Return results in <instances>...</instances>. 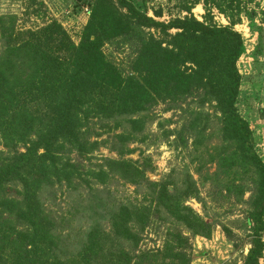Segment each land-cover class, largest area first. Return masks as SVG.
I'll return each mask as SVG.
<instances>
[{
	"label": "trees",
	"instance_id": "16d2710c",
	"mask_svg": "<svg viewBox=\"0 0 264 264\" xmlns=\"http://www.w3.org/2000/svg\"><path fill=\"white\" fill-rule=\"evenodd\" d=\"M73 1L76 10L90 9L78 45L56 21L24 29L17 15H0V264H190L196 256L190 240L212 232L186 205L200 201V192L191 185L181 190L150 182L148 160L105 161L127 183L145 186L143 200L149 204L117 207L109 232L89 233L81 251L66 260L57 255L60 233L39 197L47 185L71 186L84 177L104 184L107 174L85 171L82 162L109 140L120 157L131 154L128 146L139 142L147 122L143 114L160 104L176 110L188 99L212 105L219 123L221 144L207 150L199 165L210 198L215 201L223 191L241 196L252 184L245 215L251 241L242 264H258L264 251V161L236 107L241 85L236 63L245 52L240 35L193 17L158 23L147 16L145 4L140 10L142 0H114L126 18L98 0ZM239 4L230 0V9L239 11ZM140 28L154 29L167 41ZM118 38L136 51L125 70L102 50ZM259 114L264 119V108ZM206 120L198 112L182 125L180 133L198 131L195 147L202 145L198 125ZM148 227L163 229L161 249L139 247Z\"/></svg>",
	"mask_w": 264,
	"mask_h": 264
},
{
	"label": "rangeland",
	"instance_id": "374dc122",
	"mask_svg": "<svg viewBox=\"0 0 264 264\" xmlns=\"http://www.w3.org/2000/svg\"><path fill=\"white\" fill-rule=\"evenodd\" d=\"M237 1L240 3L239 11L230 9V0H142L138 6L143 11L145 4L147 16L164 25L176 19L193 17L201 23L231 28L240 35L245 52L236 63L241 77L236 107L239 115L249 123L255 151L264 161V119L259 114L260 109L264 108V0ZM98 2L102 8L108 6L123 18L127 17V12L119 8L114 0ZM232 4L234 7L235 3ZM89 12L88 7L76 10L73 0H0V15H17L19 26L24 29H35L56 21L75 45L80 43L89 21ZM248 15L253 18L252 28ZM139 31L160 41H167V38L154 29L140 28ZM169 33L173 35L176 30ZM122 42L121 38L106 42L102 50L114 65L125 70L127 63L134 59L136 51ZM196 103L195 100L188 99L179 104V109L169 111L165 110L164 104H160L150 113L143 114L147 122L138 138L139 142L129 144V149L133 150L131 154L122 157L117 155L113 150L117 145L111 140L92 153L82 165L85 166V171L98 172L101 169L105 172L107 178L104 184L92 177H84V181L74 180L71 186L55 183L53 186L43 187L39 197L44 209L55 222L56 232L60 233L57 255L61 260L81 251L89 233L96 230L109 232L117 207L149 204L147 200H143L145 186L127 183L120 171L105 163L107 160L117 162L125 159L139 162L140 165L148 160L151 170L145 176L150 182L181 190H186L191 185L200 192V201L189 199L186 205L212 225V232L209 238L197 236L190 240L193 254L196 255L190 264L243 263L251 241L245 215L248 212L252 184L244 186L247 190L241 196L235 193L229 196L223 191L222 196L215 198V201L210 198L208 187L199 179V165L206 161L203 156L206 157L207 150L221 144L219 123L214 118L212 105L200 107ZM198 112L203 117L207 116V120L198 125L200 130L203 129V141L202 145L195 147L192 142L198 131L180 133V130L185 121ZM106 138L107 135L97 141ZM204 167L210 171L211 168L214 169L209 164ZM162 234L163 229L157 233L152 231V227H148L140 235L139 247L142 250L161 249ZM261 239L264 245V232ZM258 264H264V251Z\"/></svg>",
	"mask_w": 264,
	"mask_h": 264
},
{
	"label": "built area",
	"instance_id": "2783aa9c",
	"mask_svg": "<svg viewBox=\"0 0 264 264\" xmlns=\"http://www.w3.org/2000/svg\"><path fill=\"white\" fill-rule=\"evenodd\" d=\"M85 11H88V9L87 8H85ZM262 240V242H263V239H261Z\"/></svg>",
	"mask_w": 264,
	"mask_h": 264
}]
</instances>
